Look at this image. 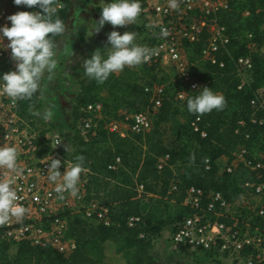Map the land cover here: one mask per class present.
<instances>
[{"label":"built area","instance_id":"obj_1","mask_svg":"<svg viewBox=\"0 0 264 264\" xmlns=\"http://www.w3.org/2000/svg\"><path fill=\"white\" fill-rule=\"evenodd\" d=\"M233 1L177 0L178 7L171 9L168 0H140L142 11L137 18L143 35L139 39L135 38L134 43L147 46L154 52L147 62L138 66L168 63L186 86V90H177L174 95L178 104H184L187 97L198 93L200 88L208 87L193 73L194 64L189 54L195 45H200L198 60L218 63L216 54L229 43L226 27L220 22L218 13L228 9ZM60 8L61 3L58 1L57 10ZM17 11L27 10L24 5H13L12 0H0V25L10 26L6 17ZM243 15L248 16L249 12L245 11ZM161 27L167 29L166 37L160 35ZM251 39L250 34L245 35L246 46L254 49L255 44ZM4 43H7L6 39ZM235 64L239 71L246 70L251 67V60L249 56H240L235 59ZM219 66H222V62ZM2 68L6 71L15 68L7 48L0 51V70ZM129 68L132 67L124 69ZM242 87L241 82L237 89ZM143 89L149 96V102L143 110L131 112L120 109L117 118H113L104 112L100 101L91 102L80 109L81 117L74 131L84 143L96 138L100 132L115 134L120 138L148 133L165 97V89L162 84L145 85ZM249 106L247 120H239L234 130L235 134L240 135L241 142L229 155H222L215 160L218 168V161H224L221 165L222 174L233 177L243 175L237 184L242 190L241 195L227 200L218 191L187 187L181 205L189 212L174 225L168 236V247L173 254L213 252L229 259L230 264H264V155L253 157L247 146V142H254L252 128L264 125V103L256 92ZM260 113L263 115L259 116ZM200 121V116H195L190 122V129L205 137V131L199 126ZM246 125L251 129H246ZM40 126L36 118L26 119L20 115L18 101L12 103L0 93V145L17 147L20 174H13L11 187L19 197L16 203L25 208L20 220L13 218L6 224H0V239L9 243L25 241L30 246L49 247L67 255L76 248L75 239L67 234V217L79 213L89 224L108 226L109 209L98 200H86L89 168H83L80 174L76 196L68 191L58 193L54 190V183L47 179V157L61 161L58 168L61 174L70 160L61 137L46 129L41 130ZM259 140L264 144V129L259 133ZM167 160L168 155L159 157L157 170H161ZM119 165L120 158L114 157L108 169L115 170ZM203 166L205 170L210 168L209 159L204 160ZM7 176V170L0 168V178ZM176 187V183L172 182L169 190L175 191ZM135 189L140 197L142 185L136 184ZM252 197L255 199L253 202ZM240 209L251 210L248 221L235 216ZM138 219L129 217L127 225L133 226ZM252 219L261 222V227L252 225Z\"/></svg>","mask_w":264,"mask_h":264},{"label":"trees","instance_id":"obj_2","mask_svg":"<svg viewBox=\"0 0 264 264\" xmlns=\"http://www.w3.org/2000/svg\"><path fill=\"white\" fill-rule=\"evenodd\" d=\"M58 1L61 8L55 15L66 26L71 11V0ZM34 8L39 10L36 6L26 7V10L33 11ZM245 11L249 12L248 16L243 15ZM218 17L229 36L225 49L216 54L218 63L203 62L201 67L197 68L194 63L198 60L200 45L192 48L193 52L189 54V58L194 64L192 71L196 77L206 80L210 88L221 92L224 107L204 114H190L186 110V102L180 105L174 100L176 91L168 95L164 87L165 97L148 133L120 138L115 134L100 132L96 138L84 143L74 131V126L81 117L80 109L84 105L100 101L104 112L117 118V111L120 109L131 112L143 110L149 102V96L144 92L143 86L133 85L130 91L132 101L111 107L103 100L89 96L87 89L83 87L81 95L77 100L75 98L72 141L81 146L102 142L107 144V148L92 160L86 157L84 151L67 152L66 156L71 162H75L77 156L83 157L82 167L90 170L86 200H98L101 205L108 207L110 225L89 224L78 215H69L67 234L75 239L76 248L67 255L49 247H33L25 241L9 243L0 239V264H94L93 254H102L106 243L113 244L115 253L120 254L124 264H154L153 241L159 237L165 222L154 218L153 213L149 211L151 203L165 200L179 205L184 198L185 189L189 186L205 191H218L227 200L241 195L242 190L237 184L243 175L233 177L219 173L215 160L222 155H229L241 142L240 135L234 133L237 122L241 119L247 120L250 113L249 101L256 90L264 85V0H235L228 9L220 11ZM246 34L252 36L254 49L246 46ZM60 37L61 35L52 37L54 44ZM240 56H249V69L238 70L235 59ZM220 62L222 66H219ZM145 67L155 66L143 68ZM126 71L127 69H124L121 72ZM4 72L7 71L2 68L0 73ZM112 75L114 74L109 76ZM241 82L242 89H237ZM38 94L37 92L30 99L18 100L22 117L34 118L33 111L37 107ZM136 101L142 106L139 107ZM181 112L185 114L186 127L189 129L187 133L192 144L189 149H169L161 139L160 127ZM195 116H200L199 126L205 131V137L190 129V122ZM245 128L251 129L249 125ZM263 129L264 125L252 128V141L257 142ZM251 144L247 142V146ZM164 155H168V160L161 170H157V160ZM114 157L120 158V165L115 170H110L108 165ZM205 159L210 161L208 170L203 166ZM181 170L183 173L179 174ZM172 182L177 185L175 191L169 190ZM136 184L143 187L140 197L135 189ZM188 212L186 210V214ZM129 217L139 219L130 227L127 225Z\"/></svg>","mask_w":264,"mask_h":264},{"label":"rangeland","instance_id":"obj_3","mask_svg":"<svg viewBox=\"0 0 264 264\" xmlns=\"http://www.w3.org/2000/svg\"><path fill=\"white\" fill-rule=\"evenodd\" d=\"M105 3L108 0H104ZM71 11L69 19L65 26V31L56 42L55 58L57 67L49 76L45 74L41 79V87L38 90L37 107L33 111L34 118L40 126V129H46L51 134H58L63 146L67 152L84 151L89 159H94L100 155L107 144L98 142L88 146H81L72 141V116L75 105V98L81 95V89H87L89 96L103 100L107 105L116 107L132 101L130 91L133 85L145 86L148 84H162L168 95H172L177 90H186V86L175 74L168 63H159L155 67L135 66L127 69L126 72H119L109 76L103 83H96L84 75L83 62L85 58H90L93 51L107 47V34L113 30L118 33L136 32V39H139L142 33L140 20L137 18L134 25L111 26L107 22L98 31L90 35V27L95 23L100 15V0H71ZM103 54V52H102ZM264 57V52H263ZM197 68L201 67L202 61H195ZM203 83H209L199 78ZM210 88V86H209ZM214 93L221 94L220 91L210 88ZM264 103V85L256 90ZM195 93L194 95H197ZM193 94H190V96ZM127 103V102H126ZM139 107L142 104L138 101ZM48 108L52 112V118L48 121L43 120L36 113L42 112ZM161 139L169 149H189L192 144L188 136L189 129L186 127V118L183 112L177 113L172 119L160 127ZM188 132V133H187ZM253 157H262L264 155V144L258 139L249 146ZM223 160L218 161L219 173ZM182 174L181 170L178 172ZM252 197V202L254 201ZM186 208L181 204L174 205L172 201L151 203L149 211L155 219H162L165 222L160 235L153 241L152 255L154 264H230V260L213 252L194 254L183 252L173 254L168 247V236L174 225L186 215ZM80 216L81 214L76 213ZM252 215L251 210L240 209L236 217L240 220L248 221ZM224 219V218H223ZM250 223V222H249ZM252 225L261 227V223L252 219ZM92 260L94 264H124L120 254L115 253L112 243H106L102 254L94 255Z\"/></svg>","mask_w":264,"mask_h":264},{"label":"clouds","instance_id":"obj_4","mask_svg":"<svg viewBox=\"0 0 264 264\" xmlns=\"http://www.w3.org/2000/svg\"><path fill=\"white\" fill-rule=\"evenodd\" d=\"M12 3L28 8L36 6L39 9L17 11L6 17L10 26L0 25V51L5 48L10 50V58L15 62L14 70L0 73V93L15 103L33 97L41 87L42 77L45 74L50 76L56 69V46L52 37L62 35L65 24L55 15L57 0H12ZM168 7L176 9L177 0H168ZM141 11L140 0H108L107 3L100 0V15L92 23L90 35L98 32L106 22L114 27L134 25ZM160 35L166 37L167 29L161 27ZM135 38L136 32H109L106 37L107 47L93 51L90 58L84 59V75L99 84L110 74L119 73L125 67L147 62L154 50L134 43ZM185 106L190 114H204L213 109L221 110L224 98L209 87H202L199 94L187 97ZM36 114L45 121L52 118L48 108ZM17 156L16 146L0 145V168L8 173L6 178H0V224H6L13 218L20 220L25 214V208L16 203L19 199L16 190L11 187L13 174H20ZM46 162L47 179L54 183V190L58 193L68 191L76 196L80 174L84 170L83 157L77 156L75 162L69 161L62 174L58 171L61 165L59 159L47 157Z\"/></svg>","mask_w":264,"mask_h":264},{"label":"crops","instance_id":"obj_5","mask_svg":"<svg viewBox=\"0 0 264 264\" xmlns=\"http://www.w3.org/2000/svg\"><path fill=\"white\" fill-rule=\"evenodd\" d=\"M153 250V249H152Z\"/></svg>","mask_w":264,"mask_h":264}]
</instances>
